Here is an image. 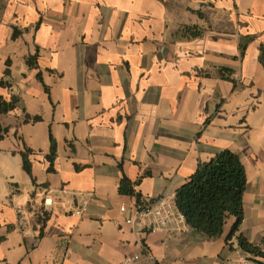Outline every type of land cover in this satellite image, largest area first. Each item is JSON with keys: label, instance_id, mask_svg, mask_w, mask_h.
<instances>
[{"label": "crops", "instance_id": "0c3cea01", "mask_svg": "<svg viewBox=\"0 0 264 264\" xmlns=\"http://www.w3.org/2000/svg\"><path fill=\"white\" fill-rule=\"evenodd\" d=\"M262 59L264 0H0V96L21 100L0 114V264H251L237 237L264 248ZM222 150L247 175L228 243L230 225L208 239L175 206ZM123 178L143 203L166 200L164 226L138 217Z\"/></svg>", "mask_w": 264, "mask_h": 264}, {"label": "trees", "instance_id": "16d2710c", "mask_svg": "<svg viewBox=\"0 0 264 264\" xmlns=\"http://www.w3.org/2000/svg\"><path fill=\"white\" fill-rule=\"evenodd\" d=\"M185 35L190 38L199 37L202 31L197 27H185ZM16 34H14V37ZM36 57L28 60V65H35ZM264 64V60L262 59ZM9 66V62H7ZM10 70L5 71V78L0 80V87H9L8 78ZM21 100L19 96H12L6 100L0 96V114H8L16 110ZM25 114V111H23ZM39 117L31 121L25 118L24 122H37ZM7 129L0 128V140ZM24 171L31 177L34 186H37L32 173L31 157L35 154L33 150L23 146L20 152ZM50 166L48 171L55 172L54 162L56 159V143L51 137V149L47 155ZM247 189V175L245 166L240 157L230 151L222 150L208 162H199L195 173L178 188L175 194V206L185 219L186 224L196 232L205 235L208 239L221 238L225 234L228 225L230 229L225 237L226 243L230 242L239 232L244 220V197ZM119 192L123 195L135 197L138 210H143L152 204L142 202V196L133 188V184L126 178L120 182ZM48 218L46 212L41 211L40 222ZM264 244V242H263ZM238 248L246 253L251 264H263L257 259H264V248L262 245L250 243L244 236L237 237Z\"/></svg>", "mask_w": 264, "mask_h": 264}, {"label": "built area", "instance_id": "2783aa9c", "mask_svg": "<svg viewBox=\"0 0 264 264\" xmlns=\"http://www.w3.org/2000/svg\"><path fill=\"white\" fill-rule=\"evenodd\" d=\"M51 204V201L49 199H46L44 201V205L48 206ZM82 210H75V214L80 215ZM150 218L149 220V227L154 229L157 224L164 226L166 224V220L168 219V204L164 198L159 199L156 202V205L152 207V205L147 206L145 209L140 210L138 212L139 218ZM133 220L129 219L127 220L126 224H132ZM139 257H134L133 259L137 260ZM128 262L131 261V259H127Z\"/></svg>", "mask_w": 264, "mask_h": 264}]
</instances>
